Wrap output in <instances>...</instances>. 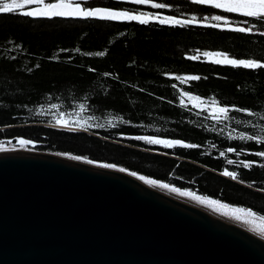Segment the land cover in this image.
I'll return each mask as SVG.
<instances>
[{"label":"trees","instance_id":"1","mask_svg":"<svg viewBox=\"0 0 264 264\" xmlns=\"http://www.w3.org/2000/svg\"><path fill=\"white\" fill-rule=\"evenodd\" d=\"M157 2L168 5L158 11L196 22L0 14V145L26 139L31 143L23 146L114 165L264 218V158L254 155L264 143L239 139L264 141V69L203 56L264 62V22L191 0ZM244 20L255 25L251 33L230 30ZM217 23L220 28L204 26ZM195 55L200 58H188ZM193 75L200 79H185ZM185 93L229 107L228 118L216 119ZM137 136L198 147L167 148ZM241 161L257 163L243 168Z\"/></svg>","mask_w":264,"mask_h":264},{"label":"water","instance_id":"2","mask_svg":"<svg viewBox=\"0 0 264 264\" xmlns=\"http://www.w3.org/2000/svg\"><path fill=\"white\" fill-rule=\"evenodd\" d=\"M104 164L0 148V264H264L263 235Z\"/></svg>","mask_w":264,"mask_h":264},{"label":"snow or ice","instance_id":"3","mask_svg":"<svg viewBox=\"0 0 264 264\" xmlns=\"http://www.w3.org/2000/svg\"><path fill=\"white\" fill-rule=\"evenodd\" d=\"M131 3L137 5H144L151 3V0H130ZM87 3V0H55V2H48V0H0V14H18L26 17H79V18H98L100 20H110V21H118V20H129V21H138L140 24H147L149 19L158 20L160 24H169V25H190L196 22V17H193L192 20H180L174 16H164L161 18L159 15L153 16L151 18H145L143 15H134L130 14L127 11H118L113 10L106 7H85L84 5ZM191 3L197 5H210L212 8L221 9L226 13H238L246 18H253L256 21L264 22V0H191ZM35 5V7H28ZM151 6L153 8L161 9L166 8L168 5L161 3H152ZM207 19V17L205 18ZM211 19L214 21H223L224 24H229V21L221 15H213ZM242 24L245 26H237L231 27L230 30L237 31L241 33H251L253 31V27H248L246 25L249 24L248 20L242 21ZM204 26H210L213 28H220V24H205ZM264 35V32L261 33ZM104 53H99V55H103ZM203 56L205 57H222L221 59H216L214 62L217 64H228L231 66H242L246 69H264V62L260 60H252V59H237L230 58L227 54L220 52H204ZM189 59H199V55L189 56ZM187 80H198L199 76H187L185 77ZM190 99L198 100V97H190ZM202 103V101H201ZM83 107V105H81ZM237 111H245L243 109H236ZM230 109L227 106H217L216 111L214 112V117L219 119V115H223L225 119L228 118V113ZM249 114H251L249 112ZM58 123H64L67 125L66 121H58ZM137 140H146L148 144H157L163 145L167 148H172L177 145L185 148H196L198 147L195 144H186L180 140H162L155 138H148L137 136L134 137ZM239 139L241 140H257L261 141L259 137L244 135L241 134ZM20 145H26L31 143L25 139H20ZM229 151H235V149H228ZM223 155V153H221ZM255 156L264 158V151H258L254 153ZM73 159H79V157H72ZM88 163H92L91 160L87 161ZM229 164H232L233 161L229 160ZM256 161H241L240 164L243 168H251ZM106 168L115 167L114 165L104 164L102 165ZM264 166V165H262ZM121 172H124L125 169L120 168ZM224 176L231 177L232 179H237V173L232 171L225 170L222 173ZM131 175L135 176L136 173H131ZM140 180L144 181L150 185H156L158 182L151 179H146L144 176L139 177ZM159 187L169 189L171 192H178L179 195L185 197H191L193 200L199 201L201 204H207L209 206H217V209L224 208L226 205L219 203L217 200L207 199L202 196L195 195L190 191H180V189L175 187H169L168 184H159ZM236 211H240L237 209ZM246 216H254L251 210H247L245 212ZM237 220L242 219L241 216H236ZM264 219V218H262ZM250 222V221H245Z\"/></svg>","mask_w":264,"mask_h":264},{"label":"rangeland","instance_id":"4","mask_svg":"<svg viewBox=\"0 0 264 264\" xmlns=\"http://www.w3.org/2000/svg\"><path fill=\"white\" fill-rule=\"evenodd\" d=\"M212 53H215V52H212ZM211 59H221L222 57H216V56H212V57H209ZM190 97H198L199 99L198 100H194V99H190ZM184 98L197 105V106H200V107H205L207 108L209 111H211L212 113H214L216 111V108L217 106H222V105H219L217 104L216 102L212 101V100H209V99H205V98H202L198 95H195V94H192V93H185L184 94ZM202 101V103H201ZM217 115H219L217 113ZM155 139H160V138H155ZM164 140V139H162ZM6 147H19V148H29V147H26V146H6V145H0V148H6ZM171 188V187H170ZM185 191H190V190H185ZM190 192H193V191H190ZM179 195L178 192H175ZM195 195H198V196H202V197H205L207 199H213V200H217L215 198H212V197H208V196H203V195H199L195 192H193ZM181 196V195H180ZM182 197H185V196H182ZM193 202H195L196 204H200V205H203L204 207H206L208 210H211L213 212H216L226 218H229L235 222H238L254 231H256L257 233L261 234L264 236V219H262V217L258 216V215H254V216H246L245 215V212L248 210V209H244L242 207H239V206H235V205H231V204H228L226 202H223V201H220V200H217L219 203L221 204H224L226 205V207L224 208H219L217 209V206H209L207 204H201L199 201H196V200H193L191 197H185ZM237 209H239L240 211H236ZM236 216H241L242 219L240 220H237L236 219ZM245 221H250V222H245Z\"/></svg>","mask_w":264,"mask_h":264},{"label":"flooded vegetation","instance_id":"5","mask_svg":"<svg viewBox=\"0 0 264 264\" xmlns=\"http://www.w3.org/2000/svg\"><path fill=\"white\" fill-rule=\"evenodd\" d=\"M158 0H151V3L144 5H137L130 2V0H87L85 7H107L116 9L119 11H127L130 14L134 15H143L145 18H151L153 16L159 15L161 18L167 15L161 11H158L157 8L151 6L152 3H158ZM48 2H55V0H48ZM35 7V5L28 6ZM33 18H48V17H33ZM54 18V17H51ZM177 19H180L176 17ZM153 20V19H149ZM126 21V20H123Z\"/></svg>","mask_w":264,"mask_h":264},{"label":"bare ground","instance_id":"6","mask_svg":"<svg viewBox=\"0 0 264 264\" xmlns=\"http://www.w3.org/2000/svg\"><path fill=\"white\" fill-rule=\"evenodd\" d=\"M191 201V200H190ZM191 202H193V201H191ZM193 203H195V202H193ZM196 204V203H195ZM197 205H199V206H202L203 208H204V206L203 205H200V204H197ZM206 208V207H205ZM207 209V208H206Z\"/></svg>","mask_w":264,"mask_h":264}]
</instances>
